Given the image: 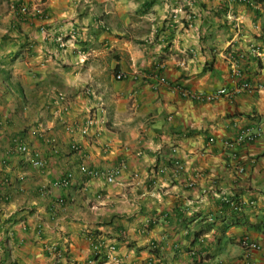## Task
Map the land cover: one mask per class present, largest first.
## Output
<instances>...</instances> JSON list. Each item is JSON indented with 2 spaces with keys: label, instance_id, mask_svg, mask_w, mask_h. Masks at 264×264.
Returning <instances> with one entry per match:
<instances>
[{
  "label": "crops",
  "instance_id": "1",
  "mask_svg": "<svg viewBox=\"0 0 264 264\" xmlns=\"http://www.w3.org/2000/svg\"><path fill=\"white\" fill-rule=\"evenodd\" d=\"M36 1L42 16L19 14ZM254 1L0 0V264H248L246 235L261 246L250 264H264V0ZM243 79L251 91L212 102L180 90Z\"/></svg>",
  "mask_w": 264,
  "mask_h": 264
},
{
  "label": "built area",
  "instance_id": "2",
  "mask_svg": "<svg viewBox=\"0 0 264 264\" xmlns=\"http://www.w3.org/2000/svg\"><path fill=\"white\" fill-rule=\"evenodd\" d=\"M239 1L244 3V4L250 5V6L256 5V2L254 0H239ZM18 11H19V14L22 16H27V15L42 16L44 14V8L41 5V3L38 1L33 2V4H27L24 2H19ZM240 56L244 57L245 53H241ZM234 74H235V76H238V77L243 76L242 69H241L240 64L237 60H234ZM122 77L123 76L121 74L117 75L118 79H121ZM161 81L166 82V79L161 78ZM180 90H181V94L183 96H185L191 100H195V101H199V102H212V101L216 100L217 98H219L220 96L230 95V94L236 93L238 91L239 92L240 91H251L252 86H251L249 81L243 79L238 84H236V87L232 90L218 89V90H216L214 92H210V93L198 92V91H193L190 89H181V88H180ZM61 98L64 101L66 100L65 95H62ZM95 122H96V119L94 117H89L88 122L85 124L84 127L81 128L80 131L83 134H88L90 127ZM71 131H74V130L71 128ZM214 140L215 139L213 137H211L209 139V143H212ZM49 142H51L53 144L54 150L57 151L56 139L50 138ZM15 148L18 152H20L22 154H28L31 151L26 143L18 141V140L15 141ZM73 148H77V146H73ZM172 162H173L175 172H180L184 168L181 161L178 160L177 158H174L172 160ZM34 164L35 165H42V161L36 157V159L34 160ZM80 171L85 173L86 175H88L90 177H98V176L102 175V173L100 174L98 171L89 169L85 164L80 165ZM73 179H74L73 172H68L59 183L62 185H70L72 183ZM106 179L109 182H114L115 176H114V174L106 175ZM225 203L226 204L229 203V205L235 210H239V208L241 207V204L238 203L237 201L233 200V199H225ZM240 245L245 249L244 259L246 260V262L248 264H250L249 261L252 258V253L261 248L259 242L252 239L249 235H246L240 240ZM94 248L96 251L99 252L101 249V243H99V242L96 243L94 245ZM110 248H113V247L111 246Z\"/></svg>",
  "mask_w": 264,
  "mask_h": 264
},
{
  "label": "trees",
  "instance_id": "3",
  "mask_svg": "<svg viewBox=\"0 0 264 264\" xmlns=\"http://www.w3.org/2000/svg\"><path fill=\"white\" fill-rule=\"evenodd\" d=\"M226 206H230L229 203L225 204Z\"/></svg>",
  "mask_w": 264,
  "mask_h": 264
}]
</instances>
